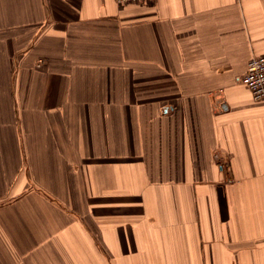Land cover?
<instances>
[{
    "label": "crops",
    "instance_id": "obj_1",
    "mask_svg": "<svg viewBox=\"0 0 264 264\" xmlns=\"http://www.w3.org/2000/svg\"><path fill=\"white\" fill-rule=\"evenodd\" d=\"M261 54L264 0H0V264H264Z\"/></svg>",
    "mask_w": 264,
    "mask_h": 264
},
{
    "label": "built area",
    "instance_id": "obj_2",
    "mask_svg": "<svg viewBox=\"0 0 264 264\" xmlns=\"http://www.w3.org/2000/svg\"><path fill=\"white\" fill-rule=\"evenodd\" d=\"M118 4L130 2H154L155 0H115ZM238 83L245 85L254 100L264 101V54L252 56L246 64L243 76L238 79ZM224 168L228 165L222 164Z\"/></svg>",
    "mask_w": 264,
    "mask_h": 264
},
{
    "label": "bare ground",
    "instance_id": "obj_3",
    "mask_svg": "<svg viewBox=\"0 0 264 264\" xmlns=\"http://www.w3.org/2000/svg\"><path fill=\"white\" fill-rule=\"evenodd\" d=\"M39 67V66H38ZM39 68H41V67H39Z\"/></svg>",
    "mask_w": 264,
    "mask_h": 264
},
{
    "label": "rangeland",
    "instance_id": "obj_4",
    "mask_svg": "<svg viewBox=\"0 0 264 264\" xmlns=\"http://www.w3.org/2000/svg\"><path fill=\"white\" fill-rule=\"evenodd\" d=\"M228 168V167H227Z\"/></svg>",
    "mask_w": 264,
    "mask_h": 264
}]
</instances>
